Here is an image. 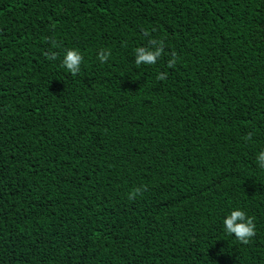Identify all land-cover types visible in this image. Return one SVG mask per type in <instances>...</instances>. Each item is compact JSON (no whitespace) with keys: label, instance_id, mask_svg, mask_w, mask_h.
Instances as JSON below:
<instances>
[{"label":"trees","instance_id":"trees-1","mask_svg":"<svg viewBox=\"0 0 264 264\" xmlns=\"http://www.w3.org/2000/svg\"><path fill=\"white\" fill-rule=\"evenodd\" d=\"M262 150L264 0H0V264H264Z\"/></svg>","mask_w":264,"mask_h":264},{"label":"clouds","instance_id":"clouds-1","mask_svg":"<svg viewBox=\"0 0 264 264\" xmlns=\"http://www.w3.org/2000/svg\"><path fill=\"white\" fill-rule=\"evenodd\" d=\"M53 47H56V41L51 40ZM149 46L137 47L134 49L135 64L139 67L140 65H155L158 59L164 53V42L163 40L150 39L148 42ZM45 55L50 60L57 59V53L46 52ZM111 56V51H101L97 59L101 63L108 61ZM84 57L76 49H67L62 60V66L71 73L72 76H76L81 70V64ZM176 54L172 53V59L168 61V67H174L176 63ZM158 80H166L167 73L160 72L157 77ZM252 133H249L244 139L251 140ZM256 162L261 169H264V150L260 151L257 155ZM147 187H137L132 193L129 194V199H135L136 195L142 194L146 191ZM224 230L228 235H234L235 238L242 244H248L252 237L256 235V224L254 223V217L248 216L247 213L242 209H234L231 213L223 220Z\"/></svg>","mask_w":264,"mask_h":264}]
</instances>
